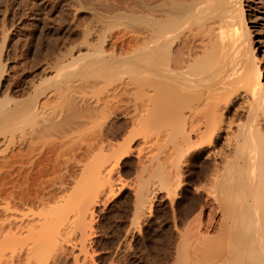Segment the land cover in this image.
I'll return each instance as SVG.
<instances>
[{"label":"rangeland","instance_id":"obj_1","mask_svg":"<svg viewBox=\"0 0 264 264\" xmlns=\"http://www.w3.org/2000/svg\"><path fill=\"white\" fill-rule=\"evenodd\" d=\"M152 1L0 0V221L26 223L29 212H39L37 208L29 211L28 202L19 197H28V132L41 130V138L35 141L38 144L35 151H40L36 157L46 155L47 150L48 153L53 150V153L45 156L48 159L51 155L49 163L44 157L47 160L43 162L45 166H38L44 171L49 169L45 171L46 175L55 163V170H58L52 174L53 168L44 178L46 184L43 185L48 187L45 191L53 187L56 190L60 185L57 182L62 180H66V186H72L69 185L68 189L64 186L67 189L64 195L61 192L56 196L60 192L58 189L54 200L51 196L56 191L51 190L49 196L50 192L43 191V185L37 186L41 188L38 191L51 197L46 198L43 193L45 199L52 200V203L46 202L48 207L64 203L63 209L67 206L64 211L62 204L60 208L59 205L54 208L68 212L71 217L77 207L79 211L87 204L85 213L88 211L89 216L86 218L90 217L86 220L89 225L85 223L87 229L82 227L85 232L79 231L81 237L78 231L76 235L66 236L74 239L73 242L70 239L73 245L64 237L65 242L61 244L70 252L68 256L63 254L61 264H172V249L178 234L187 226L193 229L196 223L199 225V208L211 198L204 178L212 172L214 163H219L218 156L199 158L200 148L192 152L181 148L183 151L177 149L179 154L176 153L173 145H176L177 136H172L177 131L171 130L175 131L173 128L177 126L172 121L147 126L145 121L140 123L141 114L134 113L147 100V94L144 95L138 86L141 77L133 75L140 62L141 43L128 51V59L123 55L125 60L113 70L108 68L113 62L96 58L100 49L112 53L113 38L129 36L146 27L143 22L146 15L152 17L155 0ZM144 5L152 6L150 14L144 10ZM244 5L256 62L264 72V0H244ZM96 61L98 65L92 66ZM126 82L131 85L120 91L119 101L113 104L126 110L124 113L128 115L121 112L107 115L100 123H89L87 109L96 108L97 103L100 105L111 92L122 89ZM243 101L239 98L228 103L226 112H222V121L219 120L223 129L230 125L229 130L233 131L235 124L245 122ZM262 107L264 112V101ZM133 117L136 124L140 123L135 126V131L130 122ZM223 129L218 131L214 145L217 153L220 152L218 155L225 153ZM64 133L67 136L63 143L60 137L65 136ZM98 134L102 143L95 141ZM90 144H94L93 156L100 153L102 146V154L109 156L110 161L112 158L110 167L106 165L108 176L105 170L102 175L91 174L93 165H98L93 156L80 161L79 156ZM117 145L122 148L117 150ZM113 146L116 147L115 156ZM84 165L91 166L93 171H87L85 167L84 172ZM52 178L55 183L50 182ZM59 178L63 179L59 181ZM141 187L146 190V197L139 205L136 197ZM149 197L153 199L151 203ZM15 231L12 232L15 238L25 236ZM3 235L10 236L6 231ZM8 246L0 251V264L6 261L28 264V258L24 256L28 240H17ZM18 255L23 256L20 261L16 259Z\"/></svg>","mask_w":264,"mask_h":264},{"label":"bare ground","instance_id":"obj_2","mask_svg":"<svg viewBox=\"0 0 264 264\" xmlns=\"http://www.w3.org/2000/svg\"><path fill=\"white\" fill-rule=\"evenodd\" d=\"M154 2L153 7L144 5L147 14H150V7L153 8L152 17L146 15L144 18L145 28H140L141 31L138 30L139 32L129 36L122 35L113 38L112 53L100 49L96 58L100 61L113 62L114 64L108 67L110 71L125 60L123 55L127 57L128 51L133 50L141 43L140 62L138 67L136 66L133 70L134 76L141 77L142 82H139L141 83L138 85L139 88L142 89L144 95L147 94L145 105L140 106L139 110L136 108L137 112L135 108V112L133 110L134 113L141 114L142 122L140 123L145 121V125L150 126L151 123H157V125L161 123L162 125V122L172 121L178 128H173L175 131L170 129L172 132L177 131L172 136H177L178 140L175 141L176 145H173L176 153L179 154L177 149L181 150V148L190 152L200 148L202 152L199 153V158L212 157L214 159L218 156L220 159L218 164L215 165L217 163L215 162L212 166L214 168L211 169L212 172L204 178L210 188L211 198L202 208H199L200 210L198 209L200 211H198L200 214L199 225H196L195 222V228H193L189 223L193 229H189L187 226L180 233L179 230L177 231L179 234L175 245H173L175 247L172 249L174 250L173 256H171L172 264H264V112L262 111L264 72L256 62L244 0H155ZM141 8L143 9V7ZM98 63V61L94 62L92 66H97ZM128 83L126 82V85L124 84L123 88L117 92L115 90L111 92L105 100L100 102V105L97 103L96 108L87 109V112H90L87 115L88 118L83 117L87 118L89 123L97 124L107 115L121 114V112L128 115L127 112L124 113L126 110L115 105L120 91L125 90L131 84L133 86L132 82ZM239 98L245 103V106L242 107L244 108L243 113H245L244 124H235L236 127L233 131L229 130L231 129L230 125L223 129L220 124L222 112L229 102ZM133 119L134 117L130 122L135 131V126L137 127L140 123L138 121L136 124L137 120ZM85 123L87 124V122ZM227 123L230 122L227 121ZM174 124L171 123L173 127ZM232 124L233 122H231ZM232 128L234 127L232 126ZM220 129H223L225 134L222 139L225 140L226 145L225 153L218 155L220 152L217 153L214 145ZM33 131L28 132V197H19V199L28 202L29 211L37 208L38 210H36L39 212L35 213V210L34 213L29 212L26 223L21 221L17 224L10 220L0 221V251L9 247L8 245L14 241L25 242L28 240V247L25 248L26 254L23 253L28 258V264H61L63 254L67 253L66 256H68L70 252L69 248L67 252V248L61 244L65 242L64 237L70 242L71 238H67V235L73 236L77 231H82V227L87 229L85 223L90 217L86 218L89 216L87 215L88 211L85 213L87 204L85 209L81 207L79 211H77L76 204L74 207L77 210H74L73 214L71 213L72 217L68 212H63L67 207L63 209L64 203L57 204L59 208L62 204V212L59 211L61 209L54 208L57 205H50L53 207L51 208L46 204V202L50 203L54 200L61 192V194L65 193L71 180L66 186L64 183L66 180L63 181V178L58 179L63 181H60L61 183L56 181L57 176L54 177L55 180L52 178L50 182L54 180L60 184L58 187L55 186L56 190L54 187L50 188L52 191H56L53 192V195L51 190H48L50 193L47 195H52V200L45 199V193L38 191L41 188L38 189L37 186L46 184L44 178L50 175L53 168L52 174L58 170H55L57 165L54 161L55 164L51 165L53 168L49 174L46 175L45 172H48L49 169L45 171L40 169V165H43L44 161L50 162L51 155L48 159L45 156L53 153V150L50 153L47 150L48 152L44 153L46 155L36 157L37 152L40 151H35L38 145L35 141L41 138L39 134L41 130ZM66 136L60 137L63 138L61 140L63 143ZM97 137L95 141L102 143L101 136L98 134ZM61 141L59 143H62ZM93 145H88L82 151L83 154L81 157L79 156L80 161L92 158ZM111 145L110 147H112ZM54 146L51 148L55 150ZM120 147L122 148V146ZM120 147L118 146L117 150ZM115 150L116 147L112 150L115 152H112L114 156L117 154ZM113 155L112 157H114ZM93 159L98 161V163L96 162L98 165H93L94 171L91 166H89L90 169L87 165H84V170L87 168V171H93L91 174L96 172L100 174L104 170L106 172V165L109 164L110 158L102 154V146L100 153L95 154ZM36 167L38 168L36 169ZM108 173L106 172L107 176ZM73 178L71 177V179ZM34 187L37 189L35 190ZM45 187L48 189L43 185V191H45ZM47 189L46 193H48ZM145 192L146 190L141 187L136 197L137 204H143V198L146 197ZM54 193H57L55 197H53ZM47 195L46 198L49 197ZM82 199L84 198L82 197ZM151 200L153 199L150 198L149 203ZM82 209H84L83 212H81ZM56 211L57 213H55ZM186 225L188 224L186 223ZM13 230H16V234L24 233L25 236L15 238ZM5 231L10 236L3 235ZM82 232H79L80 237ZM84 235L86 234L84 233ZM84 235L82 239H84ZM79 236L78 238H80ZM72 242L70 243L72 244ZM72 250L71 253L74 252ZM73 256L76 261V256L74 254ZM22 257V255H18L17 261H20ZM5 264L9 263L6 261Z\"/></svg>","mask_w":264,"mask_h":264}]
</instances>
